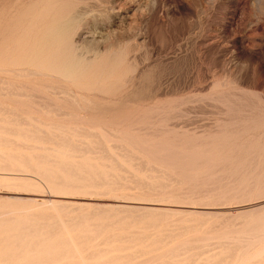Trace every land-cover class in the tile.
I'll return each mask as SVG.
<instances>
[{"label":"rangeland","instance_id":"rangeland-1","mask_svg":"<svg viewBox=\"0 0 264 264\" xmlns=\"http://www.w3.org/2000/svg\"><path fill=\"white\" fill-rule=\"evenodd\" d=\"M67 15L90 69L26 63ZM0 119V264H264V0H0Z\"/></svg>","mask_w":264,"mask_h":264},{"label":"bare ground","instance_id":"bare-ground-1","mask_svg":"<svg viewBox=\"0 0 264 264\" xmlns=\"http://www.w3.org/2000/svg\"><path fill=\"white\" fill-rule=\"evenodd\" d=\"M5 3V2H4ZM74 20H75V16H68L67 15V18H65V20H64V22H62L61 24H58V25H56L55 23H53L51 26H48V27H46L44 30H41V31H39V33L38 34H34V45H31V53H29L28 54V56H26L24 59L26 60V63H28V64H30V65H33V66H35V67H38V69L40 68H43V67H49L52 71H54V72H58V73H61L62 74V76H64V77H71L73 74H74V72L76 71V69L78 68H80L82 71H84V70H86V71H88L89 69H90V64L89 63H82V61H81V59L80 58H78L75 54H71V50L69 49V44L67 43V39H66V34H67V32H68V30H69V28H70V26L72 25V23L74 22ZM26 32H28V31H26ZM2 39V38H1ZM31 44V43H30ZM18 46V45H17ZM59 46V47H58ZM29 47V46H28ZM13 51V50H12ZM64 51H68L67 53L65 52L64 53ZM14 52V51H13ZM80 54V53H79ZM3 61L4 62H7V63H12L13 64V62L15 61L14 60V57L13 56H11V54H8V55H6L5 57H4V59H3ZM25 64V63H24ZM39 69V70H40ZM44 69V68H43ZM23 71H25V70H23ZM51 71V72H52ZM9 72V71H8ZM13 72H15V71H13ZM21 72V71H20ZM28 72V71H27ZM33 72H34V70H33ZM11 73V72H10ZM23 73V72H22ZM30 73V75H31V72H29ZM28 73V74H29ZM37 74H39L38 72H36ZM53 73V72H52ZM19 74V73H18ZM26 74V73H25ZM82 74V73H81ZM22 75V74H21ZM30 75H28V76H30ZM33 75V74H32ZM39 75H42V72L39 74ZM48 75V74H47ZM14 76V75H13ZM25 76V75H24ZM26 76H27V74H26ZM61 76V75H60ZM19 77V76H18ZM79 78V77H78ZM28 79H29V77H28ZM76 80H77V78H76ZM2 81V80H1ZM26 81V80H25ZM5 82V81H4ZM32 83V82H31ZM34 84V83H33ZM35 85H36V83H35ZM24 86V85H23ZM26 87H29V86H26ZM19 88V87H18ZM26 89V88H25ZM32 89V88H31ZM12 90V89H11ZM22 91V90H21ZM20 91V92H21ZM30 91V90H29ZM35 91V90H34ZM19 92V93H20ZM24 92V91H23ZM58 92V91H57ZM56 93V92H55ZM36 94V93H35ZM65 94H66V92H65ZM68 94V93H67ZM21 95V94H20ZM23 95H24V93H23ZM27 95V94H26ZM36 96H38L37 94H36ZM26 97V96H25ZM41 97V96H40ZM39 97V98H40ZM44 97V96H43ZM78 98V97H77ZM60 99V98H59ZM63 99V98H62ZM65 99V98H64ZM65 100H67V99H65ZM69 100V99H68ZM70 101V100H69ZM68 101V102H69ZM73 101V100H72ZM21 102V101H20ZM66 102V101H65ZM76 102H78V101H76ZM36 103H38V102H36ZM41 103V102H40ZM48 103V102H47ZM53 103V102H52ZM42 104V103H41ZM52 105V104H51ZM73 105V104H72ZM45 108H46V105L44 106ZM57 109V108H56ZM55 109V110H56ZM8 110V109H7ZM15 111V110H14ZM89 111V110H88ZM13 112V111H12ZM49 112V111H48ZM12 114V113H11ZM61 114V113H60ZM21 119H22V117H21ZM1 120V119H0ZM23 121H24V118H23ZM34 124V123H33ZM36 126V125H35ZM34 126V127H35ZM39 129V128H38ZM13 130V129H12ZM71 130V129H70ZM29 132V131H28ZM27 132V133H28ZM34 132V131H33ZM32 132V133H33ZM17 133H19V132H17ZM36 134V133H35ZM35 134H32V135H35ZM41 134V133H40ZM45 134L46 133H44V136H45ZM73 134V133H72ZM47 136H48V134H46ZM49 135H51V134H49ZM40 136V135H39ZM52 136V135H51ZM49 137L48 136V138H50V139H48L47 137V140L49 141H51V140H53L52 138H54V136L53 137ZM24 137V136H23ZM61 137V136H60ZM2 138V140L0 139V141H3V142H6V141H4V140H8L6 137H1ZM31 138V137H30ZM29 138V139H30ZM62 138V137H61ZM33 139V138H32ZM63 140L61 141V142H64V138H62ZM65 139H67V138H65ZM36 141V140H35ZM68 141H69V139H68ZM68 141H65L64 143L65 144H71L72 145V141L69 143ZM11 142V141H10ZM57 142V141H56ZM55 142V143H56ZM2 143V142H1ZM64 143H61V144H63L64 145ZM60 143L58 142L57 143V145H59ZM61 144H60V146H61ZM75 144V143H74ZM70 145V146H71ZM34 146V145H33ZM75 146V145H74ZM79 146V145H78ZM63 147V146H62ZM66 147H67V145H66ZM60 148V147H59ZM32 149V148H31ZM62 149V148H61ZM60 149V150H61ZM75 149H76V147H75ZM79 148H77V150H78ZM81 149V148H80ZM79 149V150H80ZM84 149V148H83ZM55 150V149H54ZM59 150V151H60ZM91 150V149H90ZM66 151V150H65ZM85 151H87V150H85ZM75 152V151H74ZM62 153V152H61ZM65 153V152H64ZM69 153V152H68ZM79 153V152H78ZM45 154V153H44ZM42 155V154H41ZM40 156V155H39ZM49 156V155H48ZM42 157H43V155H42ZM132 157V156H131ZM29 160V159H28ZM131 161V160H130ZM148 167V166H147ZM70 168V167H69ZM155 168V167H154ZM68 169V168H67ZM169 175V174H168ZM63 176V175H62ZM92 176V175H91ZM54 177V176H53ZM165 177V176H164ZM60 178V177H59ZM58 179V178H57ZM89 179V178H88ZM53 182V181H52ZM56 182V181H55ZM75 182V181H74ZM107 182V181H106ZM117 182V181H116ZM152 183V182H151ZM54 184V183H53ZM123 184V183H122ZM161 184V183H160ZM52 185V184H51ZM127 185V184H126ZM154 185V184H153ZM129 186V185H128ZM72 187V186H71ZM83 187V186H82ZM162 187V186H161ZM160 187V188H161ZM164 187H165V185H164ZM154 188V187H153ZM112 189H114V188H112ZM148 189V188H147ZM151 190V189H150ZM156 190V189H155ZM51 195V194H50ZM44 196V195H43ZM53 196V195H52ZM144 201V200H143ZM54 202V201H53ZM56 202V201H55ZM124 202H125V207L126 206H131L132 204H133V202L134 201H132V200H128V199H126V201L124 200ZM121 206V205H120ZM177 206V205H176ZM118 207V206H117ZM127 208V207H126ZM125 208V209H126ZM132 208V207H131ZM139 208V207H138ZM263 209V208H262ZM136 210V209H135ZM149 211V210H148ZM167 212V211H166ZM165 212V213H166ZM146 213V212H145ZM148 213H150V212H148ZM164 213V212H163ZM171 215V214H170ZM45 216V215H44ZM49 216V215H48ZM152 216V215H151ZM47 217V216H46ZM113 217V216H112ZM17 218V217H16ZM19 218V217H18ZM39 218V217H38ZM43 218V217H42ZM41 218V219H42ZM52 218V217H51ZM155 218V217H154ZM10 219V218H9ZM12 219V218H11ZM31 219V218H30ZM33 219V218H32ZM45 219V218H44ZM57 219V218H56ZM56 219H54V220H56ZM137 219V218H136ZM158 219V218H157ZM168 219H170V218H168ZM167 219V220H168ZM46 220V219H45ZM52 220V219H51ZM121 220H122V218H121ZM143 220V219H142ZM155 220V219H154ZM31 221H33V223H31V225L33 224L34 225V220H30V222ZM35 221H37V220H35ZM42 221V220H41ZM58 221V220H57ZM108 221V220H107ZM120 221V220H119ZM119 221H117V222H119ZM133 221V220H132ZM145 221V220H144ZM22 222V221H21ZM27 222H29V221H27ZM38 222V221H37ZM43 222V221H42ZM41 222V223H42ZM51 222V221H50ZM54 223H56L55 221H53ZM59 225L58 226H56V227H59V228H61L62 226V228H64V226L66 225L65 224V222H64V220H62V219H60L59 221ZM58 222H57V224H58ZM154 222V221H153ZM7 223V222H6ZM10 223V222H9ZM11 223H13V222H11ZM17 223H18V221H17ZM46 223H48V222H46ZM46 223L44 224V225H46ZM64 223V224H63ZM121 223V222H120ZM156 223V222H155ZM161 223V222H160ZM249 223V222H248ZM101 224V223H100ZM123 224V223H122ZM124 224H126V223H124ZM131 224V223H130ZM154 224V223H153ZM198 224V223H197ZM13 225V224H12ZM32 225V226H33ZM35 225H40V221L37 223V224H35ZM34 225V226H35ZM42 225V224H41ZM40 225V226H41ZM98 225V224H97ZM161 225V224H160ZM159 225V226H160ZM182 225V224H181ZM184 225V224H183ZM14 226V225H13ZM18 226V225H17ZM22 226V225H21ZM23 226H25V225H23ZM47 226V225H46ZM50 226V225H49ZM52 226V225H51ZM94 226V225H93ZM130 226V225H129ZM153 226V225H152ZM172 226H174V225H172ZM185 226V225H184ZM28 227V226H27ZM36 227V226H35ZM125 227V226H124ZM188 227V226H187ZM190 227H192V226H190ZM190 227H188V228H190ZM121 228V227H120ZM156 228H158V227H156ZM176 228H177V225H176ZM10 229H11V227H10ZM24 229V228H23ZM43 229V228H42ZM65 229V228H64ZM105 229V228H104ZM144 229V228H143ZM31 230V229H30ZM259 230V229H258ZM263 230V229H262ZM1 231V230H0ZM7 231V230H6ZM18 231V230H17ZM35 231V230H34ZM185 231V230H184ZM3 232V231H2ZM8 232V231H7ZM47 232V231H46ZM70 232V231H69ZM69 232H67V233H69ZM169 232H171V230L169 231ZM175 232V231H174ZM261 232V231H260ZM6 233V232H5ZM22 232H19L18 234H21ZM26 233V232H25ZM32 233V232H31ZM30 233V234H31ZM37 233H39V232H37ZM36 233V234H37ZM45 233V232H44ZM55 233L56 232H54V233H50V235L53 237V234H54V237H55ZM66 233V232H65ZM173 233V232H172ZM9 234H11V233H9ZM16 234V233H15ZM24 233H22L21 235H23ZM27 234H29L28 232L26 233V234H24V237H25V235H27ZM35 234V237L37 236V238H38V236H41L42 234L40 233V234H38V235H36ZM46 235H47V233H45ZM71 234V233H70ZM70 234L68 235L69 237V239H71V243L69 242L68 244H71V245H73L75 248V252L78 254V256L80 255V253L82 254V252L84 251H80L79 250V248L80 247H78V246H76V242H77V240H76V242L74 243V241H75V237H74V239H72L73 237L72 236H70ZM174 234V233H173ZM172 234V235H173ZM184 234V233H183ZM188 234V233H187ZM0 235H1V233H0ZM44 235V234H43ZM78 235V234H77ZM87 235V234H86ZM120 235H122V234H120ZM144 235V234H143ZM162 235H163V233H162ZM171 235V234H170ZM176 235V234H175ZM174 235V236H175ZM221 235V234H220ZM262 235H263V233H262ZM6 237H7V235H5ZM11 236H12V234H11ZM11 236H9V237H11ZM14 236H16L17 237V239L19 240L20 239V237L18 238V236H17V234L16 235H13L12 237H11V239H16V238H14ZM34 236V235H33ZM49 236V235H48ZM48 236H47V238H48ZM51 236H49V237H51ZM58 236H60V235H58ZM75 236H76V234H75ZM85 236V235H84ZM90 236V235H89ZM88 236V237H89ZM149 236V235H148ZM155 236H156V234H155ZM158 236H159V233H158ZM28 237H32V236H30V235H28ZM35 237H32V238H35ZM61 237H62V234H61ZM71 237V238H70ZM79 237V236H78ZM93 237V236H92ZM101 237V236H100ZM120 237V236H119ZM127 237H128V235H127ZM136 237H138V236H136ZM140 237V239L142 238V239H144V236H139ZM147 237V236H146ZM151 237H152V235H151ZM176 237V236H175ZM242 237V236H241ZM255 237H260V235L259 236H255ZM0 238H1V236H0ZM3 238L6 240V238L3 236ZM3 238H1L2 239V241H3ZM40 238V237H39ZM38 238V239H39ZM91 238V237H90ZM121 238V237H120ZM124 238H126L125 236H124ZM149 238V237H148ZM157 237H155V239H156ZM173 238V237H172ZM232 238V237H231ZM235 238H237V237H235ZM243 238V237H242ZM0 239V240H1ZM7 239H9L8 237H7ZM30 239V238H29ZM46 238H44V240H45ZM50 239V238H49ZM61 239V238H60ZM62 239H63V241L65 240V241H67V238H63L62 237ZM62 239L59 241V242H61L62 241ZM68 239V240H69ZM112 239V238H111ZM119 239V238H118ZM123 239V238H122ZM132 239V238H131ZM136 239V238H135ZM134 239V240H135ZM140 239H139V241H140ZM147 239V238H146ZM158 239V238H157ZM162 239H164V238H162ZM204 239V238H203ZM245 239H247V238H245ZM255 239V238H254ZM22 239H20V241H21ZM27 240V239H26ZM26 240H22V241H26ZM31 240H33V239H30V242H31ZM43 240V239H42ZM47 240V239H46ZM45 240V241H46ZM87 240H89V239H87ZM86 240V241H87ZM113 240V239H112ZM121 240V239H120ZM136 240H138V239H136ZM153 240H154V238H153ZM160 240V239H159ZM159 240H155V242H154V244L153 243H150L151 244V246H153V245H155V243L156 242H159ZM8 241L9 240H7V244H9L8 243ZM16 241V245H17V240H15ZM19 241V242H20ZM21 241V242H22ZM29 240H27L26 242H28ZM35 240H33V242H34ZM45 241H43V242H45ZM48 241V240H47ZM54 241H56L55 239H54ZM111 241V240H110ZM114 241H116L115 239H114ZM113 241V242H114ZM122 241V240H121ZM143 241V240H142ZM142 241H141V243H142ZM148 241V240H147ZM174 241V240H173ZM245 241V240H244ZM6 243V241H3V243ZM9 242H11V241H9ZM21 242H20V245H21ZM25 242V243H26ZM36 242H37V239H36ZM39 242L40 241H38V243H35V244H39ZM50 242V241H49ZM81 242V241H80ZM79 242V243H80ZM89 242V241H88ZM117 242H119V240L117 241ZM123 242V241H122ZM126 242H127V239H126ZM146 242V241H145ZM145 242L143 241V243L145 244ZM149 242V241H148ZM161 242H162V240H161ZM164 242V241H163ZM163 242H162V244H163ZM166 242V241H165ZM242 243H243V241H241ZM247 242H251V241H247ZM24 243V244H25ZM29 243V242H28ZM58 243V242H57ZM78 243V242H77ZM78 243V244H79ZM112 243V242H111ZM110 243V244H111ZM128 243H129V241H128ZM130 243H131V241H130ZM132 243H133V239H132ZM139 243V242H138ZM232 243V242H231ZM230 243V244H231ZM238 243V242H237ZM1 244H2V242H1ZM6 244V245H7ZM11 245H12V247H13V244L14 243H10ZM33 244L34 243H32V246H33ZM60 244H62V242L60 243ZM66 244V242H64V245ZM110 244H109V246H110ZM115 244V243H114ZM119 244H120V242H119ZM124 244V243H123ZM165 244V243H164ZM163 244V245H164ZM212 244V243H211ZM227 244H229L228 242H227ZM239 244H241V243H239ZM238 244V245H239ZM11 245H9L10 247H11ZM108 245V244H107ZM147 245V244H146ZM149 245V244H148ZM158 245H160V244H158ZM157 244H156V246H158ZM166 245H167V243H166ZM186 245V244H185ZM218 245V244H217ZM220 245V244H219ZM222 245H225V242H224V244H221L220 246H222ZM235 245V244H234ZM260 245V244H259ZM258 245V246H259ZM24 246V245H23ZM23 246H22V248H23ZM38 246V245H37ZM61 246V245H60ZM62 246H63V244H62ZM89 246V245H88ZM119 246H121V245H119ZM118 246V247H119ZM125 246V245H124ZM128 246V245H127ZM129 246H131V244L129 245ZM165 246V245H164ZM164 246H163V248H164ZM206 246V245H205ZM207 246H208V244H207ZM229 246V245H228ZM240 247H242L241 245H239ZM244 247L245 246H247V245H243ZM257 246V247H258ZM261 246V245H260ZM7 247H8V245H7ZM16 247V246H15ZM64 247V246H63ZM70 247V246H69ZM68 247V248H69ZM82 247V246H81ZM85 247V246H84ZM83 247V248H84ZM112 247V246H111ZM117 247V244H116V248H118ZM126 247V246H125ZM139 247V246H138ZM143 247H144V245H143ZM160 246H158V248H159ZM176 247V246H175ZM199 248L201 247L202 248V245H199L198 246ZM223 248H225L226 247V245L225 246H222ZM221 247V248H222ZM234 247V246H233ZM235 247H237V246H235ZM239 247V248H240ZM249 247V246H248ZM1 248V247H0ZM21 248V247H20ZM62 248V247H61ZM71 248V247H70ZM69 248V250H71ZM113 248H114V246H113ZM121 248V247H120ZM123 248V247H122ZM128 249H129V247H127ZM145 248V247H144ZM157 248V249H158ZM170 248V247H169ZM198 248V249H199ZM213 248V247H212ZM228 248V247H227ZM229 248H230V250H231V247L229 246ZM229 248H228V250H229ZM263 249H264V247H262ZM10 249V248H9ZM18 249V248H17ZM32 249H33V247H32ZM31 249V250H32ZM65 249V248H64ZM107 249V248H106ZM103 250V252H104V256H106L105 255V253H108V252H112V248L110 249H107V250ZM133 249V248H132ZM131 249V250H132ZM146 249V248H145ZM148 249V251H149V249H155L156 250V247L155 248H147ZM176 249V248H175ZM174 249V250H175ZM194 250V249H197V247L196 246H192V245H187V246H185V248H182V249H179L178 251L179 252H176V251H174L173 252V254H171V255H174V256H181L182 254H184V255H186V253L187 252H189L190 250ZM226 249V248H225ZM224 249V250H225ZM256 249V248H255ZM263 249H262V251H263ZM1 250V249H0ZM23 250V249H22ZM21 250V251H22ZM36 250V249H35ZM59 251L61 250V251H63L62 249H58ZM69 250L67 251V250H64V251H67V253H69ZM73 250V249H72ZM82 250V249H81ZM122 250V249H121ZM125 250H127V249H124V251ZM139 250H141V249H139ZM136 251V252H140V253H143V252H145V253H147L146 251L147 250H144V251ZM158 250H160V249H158ZM170 250H171V248H170ZM211 250V249H210ZM232 250H235L236 251V249L235 248H232ZM237 250H239V249H237ZM261 250V249H260ZM4 252H3V254H5V252H7L6 250H5V248H4V250H3ZM14 251V250H13ZM21 251H20V253H21ZM37 251V250H36ZM52 251V250H51ZM50 251V252H51ZM56 252H57V250H55ZM55 251H53V252H55ZM59 251H58V254H59ZM63 251V252H64ZM113 251H116L115 249L113 250ZM117 251H118V249H117ZM151 251V250H150ZM150 251H149V253H150ZM226 251V250H225ZM251 251V250H250ZM12 252V251H11ZM16 252V251H15ZM14 252V253H15ZM25 252V254H26V250H24L23 251V253ZM29 252H30V250H29ZM55 252V253H56ZM72 252V251H71ZM70 252V253H71ZM73 252H74V250H73ZM94 252H95V250H94ZM118 252H121V251H118ZM123 252V251H122ZM153 252V251H152ZM151 252V253H152ZM155 252V251H154ZM229 252V251H228ZM232 252V251H231ZM0 253H2V250L0 251ZM60 253H62V252H60ZM66 253V252H65ZM96 253V252H95ZM114 253V252H113ZM132 253H134V252H132ZM201 253V252H200ZM203 253V252H202ZM201 253V254H202ZM230 253V252H229ZM234 254H235V252H233ZM237 253V252H236ZM259 253V252H258ZM260 253H263V252H260ZM9 254V253H8ZM12 254H13V252H12ZM22 254V253H21ZM51 254V253H50ZM77 254H75V257H77ZM96 254H98V253H96ZM95 254V255H96ZM110 254V253H109ZM112 254V253H111ZM138 254V253H137ZM234 254H232V255H234ZM2 255V254H1ZM5 255H7V254H5ZM55 254H53V256H54ZM73 255V254H72ZM90 255L92 256V253H90ZM102 255V256H103ZM118 255V254H117ZM117 255H116V258H117ZM121 255V254H120ZM120 255H118L119 257H120ZM126 257H127V255L126 254H124ZM133 255L134 254H132V255H130L129 257H127V258H125V260L127 259V261H129L130 259H132L133 260ZM136 255V254H135ZM145 255V254H144ZM184 255L182 256V257H184ZM198 255V254H197ZM220 255V254H219ZM4 256V255H3ZM11 256V255H10ZM13 256H14V254H13ZM47 256V255H46ZM49 256V255H48ZM56 256V255H55ZM64 256V255H63ZM101 256V255H100ZM99 256V257H100ZM103 256V257H104ZM138 256V255H137ZM165 256H166V254H165ZM211 256V255H210ZM212 256H214L215 258H216V256L215 255H212ZM231 256V255H230ZM229 256V257H230ZM9 256L7 255V257H5L4 256V258H7V259H9L8 258ZM12 257V256H11ZM23 257H25L24 255H23ZM22 257V258H23ZM34 257V256H33ZM57 257H58V255H57ZM61 257V256H60ZM68 257V256H67ZM93 257V256H92ZM91 257V258H92ZM96 258H98L97 256H95ZM94 257V258H95ZM109 257V256H108ZM113 257V256H112ZM118 257V258H119ZM123 257V256H122ZM223 257V256H222ZM232 257V256H231ZM234 257V256H233ZM236 257V256H235ZM241 257V256H240ZM253 257V256H252ZM30 258V257H29ZM28 258V259H29ZM71 258V257H70ZM113 258H115V257H113ZM113 258H112V261H113ZM117 258V259H118ZM124 258L122 259L121 257H120V260H122V261H124ZM130 258V259H129ZM212 258V257H211ZM224 258H226V256L224 257ZM262 258H264V253H263V257ZM1 259V258H0ZM3 259V258H2ZM1 259V260H2ZM7 259H4V260H7ZM26 259V258H25ZM27 259V260H28ZM38 259V258H37ZM47 259V258H46ZM56 259H58V258H56ZM55 259V260H56ZM62 259V258H61ZM83 258L81 257V260H82ZM89 259H90V257H89ZM100 259V258H99ZM98 259V260H99ZM109 259H111V258H109ZM184 260H185V258H183ZM214 259V258H213ZM234 259L235 258H233V261H234ZM31 260V259H30ZM29 260V261H30ZM54 259H52V261H53ZM59 261H60V259H58ZM95 260V259H94ZM132 260H130V261H132ZM221 262H220V261ZM9 261H10V259H9ZM33 260H31V262H32ZM36 262H37V260H35ZM43 261V260H42ZM108 261V260H107ZM110 261V260H109ZM121 261V262H122ZM129 261V263H131ZM225 262H226V260H224ZM231 261V260H230ZM3 262H6V261H3ZM41 262V261H40ZM46 262V261H45ZM51 262V261H50ZM58 262V261H57ZM100 262V261H99ZM115 262V261H114ZM119 262V261H118ZM125 262V261H124ZM167 262V261H166ZM165 262V263H166ZM228 262H229V260H228ZM232 262V261H231ZM261 262V261H260ZM7 263H8V261H7ZM25 263H27V262H25ZM33 263V262H32ZM31 263V264H32ZM38 264H39V262H37ZM53 263H55L54 261L52 262V264ZM102 263V262H101ZM120 263V262H119ZM128 263V262H127ZM164 263V264H165ZM220 263H222V260L221 259H218V261H217V264H220ZM254 263V262H253ZM264 263V262H263ZM28 264V263H27ZM36 264V263H35ZM42 264V263H41ZM45 264V263H44ZM126 264V263H125ZM204 264V263H203ZM215 264H216V262H215ZM226 264H227V262H226ZM229 264V263H228ZM231 264H233V262L231 263ZM255 264V263H254Z\"/></svg>","mask_w":264,"mask_h":264}]
</instances>
